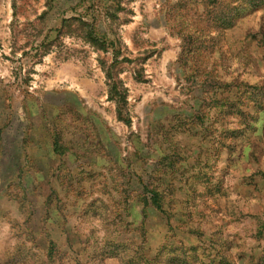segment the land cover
<instances>
[{"label": "rangeland", "instance_id": "rangeland-1", "mask_svg": "<svg viewBox=\"0 0 264 264\" xmlns=\"http://www.w3.org/2000/svg\"><path fill=\"white\" fill-rule=\"evenodd\" d=\"M212 1L0 0V264H264V0Z\"/></svg>", "mask_w": 264, "mask_h": 264}, {"label": "trees", "instance_id": "trees-1", "mask_svg": "<svg viewBox=\"0 0 264 264\" xmlns=\"http://www.w3.org/2000/svg\"><path fill=\"white\" fill-rule=\"evenodd\" d=\"M226 0H213L212 2L217 5V6H223V2H225ZM227 6H225V8H221V11L219 12V20L221 23H225L226 21H230L231 18V11L226 9ZM228 8V7H227ZM234 9V8H233ZM232 10V9H231ZM230 12V13H229Z\"/></svg>", "mask_w": 264, "mask_h": 264}]
</instances>
